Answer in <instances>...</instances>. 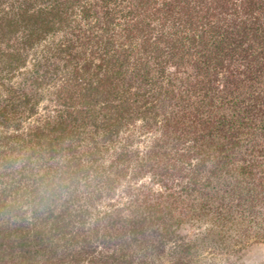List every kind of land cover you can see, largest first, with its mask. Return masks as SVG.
<instances>
[{"label": "trees", "instance_id": "16d2710c", "mask_svg": "<svg viewBox=\"0 0 264 264\" xmlns=\"http://www.w3.org/2000/svg\"><path fill=\"white\" fill-rule=\"evenodd\" d=\"M0 126V264L264 241V0H0Z\"/></svg>", "mask_w": 264, "mask_h": 264}, {"label": "rangeland", "instance_id": "374dc122", "mask_svg": "<svg viewBox=\"0 0 264 264\" xmlns=\"http://www.w3.org/2000/svg\"><path fill=\"white\" fill-rule=\"evenodd\" d=\"M20 80L19 76L14 81V84ZM53 108V103H50L47 100H44L40 103L38 107V113L26 119L24 121V126L26 127L29 124L36 122V119L40 116H45ZM2 126H0V130ZM135 130V131H134ZM135 132V147H139L141 150L145 149L150 141L152 140L154 134L153 132L141 135L140 131L136 129L135 126H132L128 132H123L120 135L119 140L123 141L126 139L127 134H132ZM111 155H113V150L105 153V160L109 162ZM149 178H145L144 182H148ZM123 186L118 190V195H122ZM116 198V197H115ZM118 200V198H117ZM117 200H111L113 203L121 204ZM109 199L103 200L99 205V211H105L110 209ZM95 213V212H94ZM96 214V213H95ZM235 234V230H233ZM181 234L185 237V240L190 242H195L197 244L196 257L191 264H225L228 260H237V262H243L244 264H263L264 263V241L261 239L251 238H239L238 242L237 236L232 238V241H221L211 228V225H196L183 227L181 229ZM237 235V234H236ZM234 243V244H233ZM174 246V243H169L166 253L161 256H151L153 264H171L170 261V250Z\"/></svg>", "mask_w": 264, "mask_h": 264}]
</instances>
